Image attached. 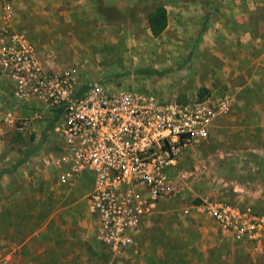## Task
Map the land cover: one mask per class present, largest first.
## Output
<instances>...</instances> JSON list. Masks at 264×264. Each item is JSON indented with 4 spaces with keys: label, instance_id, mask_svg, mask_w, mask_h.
Instances as JSON below:
<instances>
[{
    "label": "rangeland",
    "instance_id": "1",
    "mask_svg": "<svg viewBox=\"0 0 264 264\" xmlns=\"http://www.w3.org/2000/svg\"><path fill=\"white\" fill-rule=\"evenodd\" d=\"M157 5L167 26L154 37L147 15ZM9 7L11 25L27 34L45 67H74L82 86L114 78L177 101L228 93L232 108L219 118L242 122L234 139L221 131L182 155L171 174L178 195L111 259L94 237L91 183L70 186L46 165L59 155L60 116L44 110L38 118L8 102L0 74V111L14 118L0 128V172H7L0 175V264H264V240H237L206 215L182 212L210 200L242 206L234 199L240 185L256 193L251 207L264 211V107H249L264 106V0H0L1 13ZM141 69L162 74H136ZM238 103L248 107L235 115Z\"/></svg>",
    "mask_w": 264,
    "mask_h": 264
},
{
    "label": "built area",
    "instance_id": "2",
    "mask_svg": "<svg viewBox=\"0 0 264 264\" xmlns=\"http://www.w3.org/2000/svg\"><path fill=\"white\" fill-rule=\"evenodd\" d=\"M12 15L10 7L3 8L0 23V74L9 84V101L33 106L38 118L44 110L60 116L54 127L59 155L46 165L63 183L91 175L87 199L98 222L96 240L111 259L119 258L143 222L178 195L170 172L190 146L209 137L212 122L230 112L232 98L223 93L167 100L114 78L82 86L74 67H45L27 34L11 25ZM13 121L10 111H0V128ZM191 210L237 240H264V212L249 205L210 200L182 212Z\"/></svg>",
    "mask_w": 264,
    "mask_h": 264
},
{
    "label": "crops",
    "instance_id": "3",
    "mask_svg": "<svg viewBox=\"0 0 264 264\" xmlns=\"http://www.w3.org/2000/svg\"><path fill=\"white\" fill-rule=\"evenodd\" d=\"M3 13V12H2ZM2 13L0 12V23H1V16H2ZM15 30H17L16 28H15V26L13 27ZM262 58H260V60H261ZM263 61V60H262ZM261 61V62H262ZM264 62V61H263ZM258 63H260V62H258ZM235 73H237V72H235ZM4 78V77H3ZM5 79V78H4ZM6 80V79H5ZM248 85H249V83H248ZM248 85L247 86H245V87H248ZM5 86H6V92H7V95H8V98H7V100H8V102H10L9 101V84L7 83V81H6V83H5ZM0 99H2V97H1V94H0ZM33 105H35V104H33ZM246 107H248L247 105H245V104H241V103H238V105H237V110L235 109V112H236V114L235 115H237L238 114V112H240V111H244V110H246L247 108ZM249 107H254V108H259V107H264V106H262V104L261 105H259V104H250L249 105ZM24 108V107H23ZM26 108V107H25ZM28 109H31V110H33V109H35L33 106H30V107H27ZM236 108V107H235ZM234 116V115H233ZM259 117H263V115H260ZM232 118V115H229V116H227V118H225V119H223V118H216L213 122H212V124H211V126H210V129H209V137L208 138H211V137H216L215 135L217 134L218 135V133L219 132H221V131H223V132H226V138H225V141H227V139H229V138H232V139H234L235 138V133H237V130H235V128L237 129V126H240V123L242 122V120H237V121H234L233 119H231ZM262 124V126H263V123H261ZM239 129H243V128H239ZM239 131V130H238ZM256 131V130H255ZM250 132H248V134H249ZM253 133V135H256L255 133H254V131L252 132ZM227 134H228V136H227ZM234 135V136H233ZM259 137L261 136L262 137V135H258ZM207 138V139H208ZM206 139V140H207ZM202 141H204V140H202ZM202 141H199V142H202ZM232 141V140H231ZM199 142H197V143H194L192 146H190V148L191 147H193L194 145H196V144H198ZM189 148V149H190ZM188 149V150H189ZM260 154L262 153V151H260L259 152ZM257 155V154H256ZM257 157V156H256ZM181 160V159H180ZM180 165V164H179ZM179 165L174 169V170H172L171 172H170V175L171 174H173V173H175L176 171H177V168L179 167ZM50 168V167H49ZM51 170H53L52 168H50ZM53 172L54 173H56L54 170H53ZM57 174V173H56ZM172 176V175H171ZM79 180H84V181H88L89 183H91V188H92V177H91V175H89V174H85V175H83ZM77 182H78V180H77ZM76 183V182H75ZM66 184H69L70 186H73V184L74 183H66ZM258 186V184H256L255 185V188ZM237 194L234 196V199H235V201H238L239 203L241 202L243 205H249V206H253L254 207V204H255V202H257V196H256V193H255V195H254V192L253 191H249V189H247L246 187H245V185H240V187H239V189H235L234 190ZM225 201H229L228 199H224ZM230 202H232V201H230ZM234 203V202H233ZM168 204V203H167ZM167 204H165V205H163V206H161L159 209H158V211L159 210H162L164 207H166V205ZM236 204H237V202H236ZM254 210L256 211V212H264L263 210L261 211V210H258L256 207L254 208ZM158 211L155 213V214H153V216L155 217L157 214H158ZM94 215V214H93ZM95 216V215H94ZM152 216V217H153ZM208 217V216H207ZM148 219H150V218H148ZM148 219L146 220V221H144L143 223L144 224H146V222L148 221ZM209 219H211V218H209ZM95 220H96V223H95V230H94V237H95V235H96V231H97V227H98V222H97V218H96V216H95ZM212 220V219H211ZM214 222V221H213ZM215 223V222H214ZM141 228V227H140ZM95 239H96V237H95ZM27 240L28 239H26L24 242H22V245L23 244H25L26 245V243H27ZM30 240V239H29ZM32 240H35V239H32ZM97 241V240H96ZM97 243H98V241H97ZM25 248H26V250H25V254L27 253V255H30V256H32V254L33 255H35V253L34 252H32V249L31 248H29L28 246H25ZM26 257H28L29 258V256H26ZM30 262H32V260H30Z\"/></svg>",
    "mask_w": 264,
    "mask_h": 264
},
{
    "label": "trees",
    "instance_id": "4",
    "mask_svg": "<svg viewBox=\"0 0 264 264\" xmlns=\"http://www.w3.org/2000/svg\"><path fill=\"white\" fill-rule=\"evenodd\" d=\"M149 29L154 37H158L167 26V13L162 5H157L152 11L147 15ZM136 74L149 76V75H160L162 72L155 70L141 69L136 72ZM83 91V88L80 92ZM7 173L6 171H1L0 175Z\"/></svg>",
    "mask_w": 264,
    "mask_h": 264
}]
</instances>
